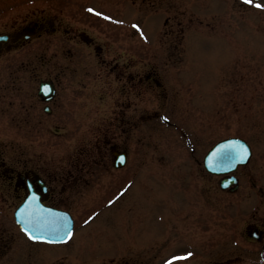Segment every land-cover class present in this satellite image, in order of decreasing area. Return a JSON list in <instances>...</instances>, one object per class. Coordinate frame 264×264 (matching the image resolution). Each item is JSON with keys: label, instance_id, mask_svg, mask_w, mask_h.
Here are the masks:
<instances>
[{"label": "rangeland", "instance_id": "rangeland-1", "mask_svg": "<svg viewBox=\"0 0 264 264\" xmlns=\"http://www.w3.org/2000/svg\"><path fill=\"white\" fill-rule=\"evenodd\" d=\"M152 2L151 6L158 11L148 9L142 0H0V30H10L11 25L40 15L60 18L77 29L97 32L98 36L106 27L130 29L133 22L140 26L142 21L143 36L149 41L145 44L146 54L178 56L177 62L165 71L177 91L171 112L174 126L161 121L162 124H146L144 141L138 147L133 145L137 142L130 144V166L138 157L143 159L137 172L130 169V185L127 194L124 193L126 202L121 219L122 224L127 221L128 228H114L132 237H144L147 240L144 253L138 254L137 248L130 245L125 255L112 252L97 257L88 252L79 255L80 221H87L82 217L92 212V208L81 211L79 203L71 205L76 228L69 243L31 245L13 221L15 203H11L0 205V238L7 244L0 253V264H80L78 258L84 259L82 264H111L108 258L116 262L122 256L128 260L127 264H159L168 261L167 256L187 251L192 243L207 248L202 253L208 250L209 257L231 246L238 220L234 210L252 192L249 183H264V7H256V3L264 4V0H253L251 4L247 0ZM136 6L140 9L144 6V15ZM129 9L133 11L132 18H129ZM163 18L168 25L177 26L178 31L172 37L160 31L158 41L156 35L162 28ZM134 33L131 35L135 41L144 39L140 37L141 31ZM50 41L46 51L60 54L63 48L60 40ZM74 42H66L65 46L86 51L82 44L76 41L73 45ZM41 44L34 41L30 54L38 53ZM19 55L17 51H9L4 56L7 62L13 58L14 73L8 70L9 73L5 71L0 76V94L3 93L0 145L8 154L16 151L21 157L39 156L55 162L76 144L66 140L63 131L66 127H61L64 106L59 97L51 106L55 115L43 119V127L34 125L30 131L27 125L16 127L10 120L11 93L6 86L26 87L31 65L35 71L34 86L38 77L47 72L43 63L26 62ZM33 90L34 95L36 88ZM37 104L34 97L35 112ZM85 123L80 127L81 132ZM55 127L59 128L58 136L51 133ZM237 134L249 142L252 154L247 164L236 170L239 186L236 192L229 193L218 189L216 176L204 172L201 157L216 140ZM121 178L120 183L126 182L127 177ZM97 233L105 234L94 230L95 243L100 240ZM190 250L196 252L197 248ZM202 253L193 257L183 253L184 258L172 259L169 264L202 263Z\"/></svg>", "mask_w": 264, "mask_h": 264}, {"label": "flooded vegetation", "instance_id": "flooded-vegetation-1", "mask_svg": "<svg viewBox=\"0 0 264 264\" xmlns=\"http://www.w3.org/2000/svg\"><path fill=\"white\" fill-rule=\"evenodd\" d=\"M144 2L142 0V4ZM61 20L40 15L25 18L17 25H11L10 30H0V34L7 35L0 39V76L5 71L14 73L13 58L8 62L4 59L9 51H17L18 58H24L26 62L43 63V68L47 69L44 76L38 77L35 86L32 65L27 71L26 87L6 86L11 93L8 104L12 108L10 120L13 125L20 128L27 125L30 131L34 125L43 127L42 120L55 115L51 106L59 97L64 106L60 123L61 127H66L63 130L65 138L76 143L55 162L52 158L39 156L21 157L16 151L8 154L0 145V205L15 203V208L29 196L34 202L71 213V205L79 203L81 211L92 208L91 214L81 216L87 221H80L77 233L79 255L85 252L96 257L110 252L125 255L130 245L137 248L138 254H143L147 241L144 237H132L128 232L116 229L128 228L127 221L122 224L121 219L126 202L124 193L128 191L130 169L137 172L142 163V157H138L130 166V144L137 142L133 145L138 147L144 141L146 124L159 123L163 119L167 126L174 125L171 112L177 91L165 71L176 63L175 56L146 54L144 41L140 38L135 41V33L128 27L109 26L98 36L97 32L92 34ZM165 27L164 35L176 36L177 26L169 24ZM58 39L63 48L60 54L52 55L55 52L46 51L48 42L54 40L57 43ZM72 40L75 41L73 45L77 41L86 51L65 46ZM34 41L42 44L40 51L32 55ZM44 83L48 90L42 95L38 90L44 89L40 86ZM34 97L38 103L36 112L33 111ZM85 121L81 132L80 127ZM51 133L58 136L59 128L51 129ZM117 152L125 155V165L120 167L113 166ZM123 176L127 180L120 183ZM248 186L252 191L246 195L248 199L233 212L238 220L231 246L217 250L209 257L208 250L202 253L207 248L195 243L196 246L190 249L197 248V251L190 252L202 253L203 262H188L264 264V183L251 182ZM235 190L237 188L233 193ZM74 223L73 220V229L76 228ZM94 230L105 233H97L99 243L94 242ZM1 243L3 241H0V249ZM78 259L82 264L84 259ZM108 260L111 264H127L128 261L124 256L116 262L111 258Z\"/></svg>", "mask_w": 264, "mask_h": 264}, {"label": "water", "instance_id": "water-1", "mask_svg": "<svg viewBox=\"0 0 264 264\" xmlns=\"http://www.w3.org/2000/svg\"><path fill=\"white\" fill-rule=\"evenodd\" d=\"M42 85L45 88L44 93H46L48 86L46 84ZM228 141H239L243 144L247 148L246 156L243 159H238L235 158L232 152L227 150L217 155L216 151L218 146ZM248 156L249 151L244 140L237 137H228L217 142L206 152L203 157V164L210 172H226L233 169L236 164L244 163ZM29 200H26L14 212L15 221L18 226L23 231L27 227L34 235L42 236L43 239L40 240L61 241L66 239L67 237H64V232L66 230L64 225L71 226L69 217L63 212L49 209L39 204H32Z\"/></svg>", "mask_w": 264, "mask_h": 264}, {"label": "snow or ice", "instance_id": "snow-or-ice-1", "mask_svg": "<svg viewBox=\"0 0 264 264\" xmlns=\"http://www.w3.org/2000/svg\"><path fill=\"white\" fill-rule=\"evenodd\" d=\"M248 3H253V0H247ZM256 7H264V4H260V3H256ZM89 11H94L93 9H89ZM110 19V18H109ZM133 27H137V25H133ZM141 36H143V32L141 31L140 33ZM165 119H167V117H165ZM229 151L232 152L235 156V158L238 159H243L246 154H247V148L241 144L239 141H228L222 145H219L216 151V154H220L223 151ZM124 158L121 157V160H123ZM121 192H123V189L120 190ZM117 195H119V193H117ZM112 201H109V203H111ZM65 227V232H64V237H68L71 235V227L68 225H64ZM25 233L29 236V238L31 239H43L42 236H37L34 235L32 233V231H30L27 227L24 229ZM180 258H184V257H180ZM173 259H176V257H173ZM165 264H169V262H165Z\"/></svg>", "mask_w": 264, "mask_h": 264}]
</instances>
